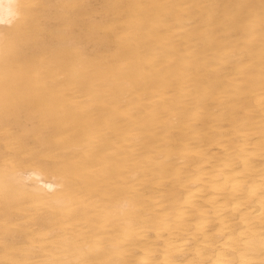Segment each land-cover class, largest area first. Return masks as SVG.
<instances>
[{
  "label": "bare ground",
  "instance_id": "6f19581e",
  "mask_svg": "<svg viewBox=\"0 0 264 264\" xmlns=\"http://www.w3.org/2000/svg\"><path fill=\"white\" fill-rule=\"evenodd\" d=\"M0 264H264V0H0Z\"/></svg>",
  "mask_w": 264,
  "mask_h": 264
}]
</instances>
